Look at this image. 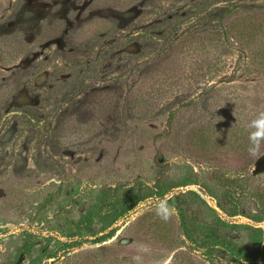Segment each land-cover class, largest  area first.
Wrapping results in <instances>:
<instances>
[{"label": "rangeland", "instance_id": "1", "mask_svg": "<svg viewBox=\"0 0 264 264\" xmlns=\"http://www.w3.org/2000/svg\"><path fill=\"white\" fill-rule=\"evenodd\" d=\"M234 2L0 0V264H233L185 240L175 206L196 245L207 227L234 242L241 225L264 229L235 216L239 192L215 177L221 167L243 173L232 132L215 135L214 149L188 144L201 126L252 120L264 108V75L242 74L248 55L234 47L229 66L183 85L185 96L135 100L157 82L149 58L162 35L167 44L172 27L218 21L220 5ZM227 71V82L214 78ZM256 153L244 171L247 211L264 186V145ZM137 195L147 198L106 228L115 207L102 203L120 201L119 212Z\"/></svg>", "mask_w": 264, "mask_h": 264}, {"label": "trees", "instance_id": "2", "mask_svg": "<svg viewBox=\"0 0 264 264\" xmlns=\"http://www.w3.org/2000/svg\"><path fill=\"white\" fill-rule=\"evenodd\" d=\"M220 6L222 13L218 17V21H207L203 24L195 22L180 32L179 27H172L171 35H173V41L167 44L165 43V36L162 35L163 38L158 43L159 49H156L155 55L149 58V64H152L156 69L157 80L154 79V81L157 82L153 86H150V90L148 88H146L147 90L143 89V94L140 92L142 96L137 97L136 103L141 102L144 105L159 100L170 102L172 97L177 99L178 97L185 96V89L187 88L183 87V85L187 83L189 85L195 83L201 84L204 79L207 80V77L226 69L229 66L228 53L234 47L238 48L242 54L248 55L242 74L251 71V73L260 72V74L264 75V7L248 5L247 0H235L233 5ZM207 17L210 18L208 15ZM144 32L147 33L146 31L141 33ZM151 39L153 40L152 37ZM226 74H229V71L224 73V75L214 78H221V82L225 83L227 82L226 78H228L225 76ZM235 82L241 83L242 79H236ZM241 87L243 88L242 85H239L238 88ZM243 102L242 98H236L235 106H244ZM262 114H264V108L260 109L259 113L252 120H235V125L229 129H225V121L222 125L217 124V126L209 129H204V126H201L194 135L197 141L194 143V136H191L188 143L191 147L195 145L200 146L202 150L214 149L217 145V141H215L216 136L227 134V131L232 132L230 135L235 137V147L240 148V152L244 157L242 160H239L242 163L241 171L243 173L237 174L235 177H229L228 172L221 167L215 171V177L226 189L227 193L233 194L234 189L235 193L236 191L239 192L241 199H235V216L242 215L257 223L264 221V186L255 188L254 211H247L244 209L243 202L245 199H248L245 193L248 190V185H243V181L246 175L244 171L247 170L257 155L256 153L251 156L249 153L251 146L249 138L253 134L264 131L253 127V121L258 120ZM175 115V111L170 114V123L173 122ZM262 140H264V136L261 137L259 146L264 145V141ZM146 198L147 196L145 195H137L134 200L125 205L119 212L117 206L120 204V201L117 202L116 199L115 201H104L102 203L103 208L109 210L115 207L113 213L105 215L106 218H110L109 225L106 228ZM170 201L172 202L173 199ZM175 208L178 210L179 225L185 240L203 249L202 254L210 261L214 262L215 260L225 258L233 264H264L263 228L235 225V228L239 226L240 230L238 234L240 238L234 242L222 233L220 226L207 227L202 235L204 237L203 242L201 245H196L198 237L196 238V233L189 223L185 209L179 205H176ZM92 222L93 216L86 218V224ZM221 222L225 224V222ZM115 231L116 229L110 230L108 233L96 238L95 242L105 241Z\"/></svg>", "mask_w": 264, "mask_h": 264}, {"label": "clouds", "instance_id": "3", "mask_svg": "<svg viewBox=\"0 0 264 264\" xmlns=\"http://www.w3.org/2000/svg\"><path fill=\"white\" fill-rule=\"evenodd\" d=\"M253 127H257L260 128L262 130H264V114L261 115V117L256 120L253 121ZM264 136V131L260 132V133H256L250 136V142H251V146L249 148V153L251 155H255L256 151L258 150L259 147V141L261 139V137Z\"/></svg>", "mask_w": 264, "mask_h": 264}]
</instances>
